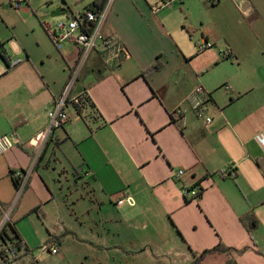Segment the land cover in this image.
<instances>
[{"label":"crops","instance_id":"obj_1","mask_svg":"<svg viewBox=\"0 0 264 264\" xmlns=\"http://www.w3.org/2000/svg\"><path fill=\"white\" fill-rule=\"evenodd\" d=\"M102 1L79 0V9L61 7L53 16L69 20ZM199 1L211 3L216 21L213 31L204 21L192 25L199 42H221L242 66L250 43L264 42V0ZM159 3L114 2L102 32L119 39L129 57L111 68L98 48L78 70L80 49L65 43L58 50L41 20L32 29L44 48L36 54L0 14V48L20 60L7 70L0 56V134L12 143L0 157V230L8 215L24 245L15 264H191L194 253L218 244L248 250L200 264H264V234L241 222L264 206V102L252 98L250 80L212 74L228 60L195 53L180 7L154 13ZM24 9L31 17V7ZM75 75L69 100H81L85 118L46 137L48 112ZM197 85L210 94L213 123L188 113L180 126L172 112ZM231 169L234 180L220 176ZM122 193L133 202L118 207ZM6 241L0 250L13 243Z\"/></svg>","mask_w":264,"mask_h":264},{"label":"built area","instance_id":"obj_2","mask_svg":"<svg viewBox=\"0 0 264 264\" xmlns=\"http://www.w3.org/2000/svg\"><path fill=\"white\" fill-rule=\"evenodd\" d=\"M26 0H11V3L16 7H19L21 3ZM116 0H107L103 8H91L86 10L82 14H74L68 20V22H60L57 26V30H51L49 28V36L58 50L63 48L65 43L75 44L81 52L78 70L84 65L89 56L101 48L103 63L106 67L111 68L120 65L128 57L129 53L123 43L114 36L105 37L103 35V26L109 17L112 6ZM181 2V0H161L159 5L153 6L152 11L158 13L160 10L168 8ZM199 52L212 49L214 44L210 41L202 40L196 44ZM0 54L3 55L7 70H12L19 63L20 60H12L4 49L0 48ZM224 60H234L231 50H227L222 53ZM76 80L75 77L71 78L67 84L65 91L60 99L57 100L55 106L48 112V126L46 137L52 135L55 131L64 129L68 125H72L85 118V109L80 99L69 100L70 91ZM211 97L210 94L204 89L202 85H197L191 91V93L173 110L172 118L179 123L180 126H185L186 117L188 113H192L196 120L203 122L206 126L213 123V118L209 112ZM70 110L74 111V116L70 115ZM12 149L11 137L7 134H0V157L9 152ZM185 174V170H179L177 177L181 178ZM222 178L234 180L236 178V172L226 170L220 173ZM186 196H198V193L193 190L186 189L184 191ZM132 203L133 197L130 194H120L119 198L115 202L116 205L123 206L125 203ZM9 224V216L6 215L1 223V232ZM51 254H59L58 246L56 242H51L49 245ZM4 253L7 256L14 257L16 253L10 247V245H4L2 247Z\"/></svg>","mask_w":264,"mask_h":264},{"label":"rangeland","instance_id":"obj_3","mask_svg":"<svg viewBox=\"0 0 264 264\" xmlns=\"http://www.w3.org/2000/svg\"><path fill=\"white\" fill-rule=\"evenodd\" d=\"M1 1L0 14L6 20V22L11 25L9 30L13 31L14 26L16 30V37L22 41L28 42V48L39 55H41V48L43 47L41 46L40 48L38 46L36 34H34L32 30L36 22L38 26H40L39 21L41 20L45 29V23H47L50 25L49 27L51 30H57V26L60 22L66 23L68 22V20L66 18L61 19L60 16H53L54 13H57L58 10L61 9V7L65 6L70 7L74 10L79 9L75 8L74 6L75 3L79 0H26L25 2L21 3L19 7H16L15 3L12 4L11 0ZM259 2L260 1L257 0V3ZM65 3H67L68 5ZM27 5L31 7V17L29 12L25 11L24 9V7H26ZM208 5L209 7L206 8L202 5V3H200L199 0H192L184 5L181 2L175 4V6L180 7L178 8L179 16L183 18V20H185V24L186 26H188L191 33H195V39H192L190 35L185 34V38L189 43L192 44L195 53L198 52L196 44L199 42V40L197 37L198 35L193 29L192 25L199 27L200 23L204 21L206 22V26L209 27V31H213L215 29V11L210 9L211 3H208ZM221 10L222 14L228 13L225 7H223ZM33 18H35V20ZM176 25L180 27L178 23ZM0 27H2V25H0ZM223 45L224 44L219 42L214 48L206 50L207 52H204H206L205 54L217 52V54H219L220 52L224 53L227 50ZM65 46H63V48ZM249 49L252 54L248 57V59H246L242 66L234 65L231 60H228L227 62H229V65H220L217 69H215V71H213L212 74L219 75L220 79L230 78L232 82H237L241 79L250 80L255 89V94L252 96V98L259 97L260 99H262L261 102H264V42L260 41L258 43L257 41H252L250 43ZM220 58L223 59L222 55ZM254 213L260 221V226L257 229V232L262 235L264 234V206L257 208Z\"/></svg>","mask_w":264,"mask_h":264},{"label":"trees","instance_id":"obj_4","mask_svg":"<svg viewBox=\"0 0 264 264\" xmlns=\"http://www.w3.org/2000/svg\"><path fill=\"white\" fill-rule=\"evenodd\" d=\"M106 1L107 0H103L102 2L92 6L91 8L101 9L105 5ZM91 8H89V9H91ZM0 56L3 57L2 54H0ZM160 68H161V65L157 64V65L153 66L149 71H156V70H159ZM89 102H90V100L88 98L84 99V103L85 104L89 103ZM89 106H90L91 109L95 108L93 103H91V104L89 103ZM16 183L18 185H20V181L19 180H16ZM241 222L243 223L245 228L250 233L255 231V230H257L259 228V226H260V221H259L258 217L256 216V214L254 212H249L246 216H244L242 218ZM8 227H10V224H8L7 227L4 228V230L0 234V242L1 241L7 242L6 239H10L11 241H13V243H10V247L14 250L16 255L14 257L7 256L4 253V250L2 248L0 250V253H1V256H2L3 264H15L16 261L19 259L18 253L24 247V245H23L22 241L18 238L17 234L14 233V228L13 227L9 228V232L13 234V238H10V236L8 235V229H7ZM53 241L57 242L58 238H52L48 242V245H50V243L53 242ZM247 250H248V248L237 250V249L226 247L223 244H218L216 247L208 249V250H205L202 253H194L195 259H194V261L191 264H200V263H202L205 260V258L207 256L212 255V254L235 252L236 254L242 255Z\"/></svg>","mask_w":264,"mask_h":264}]
</instances>
